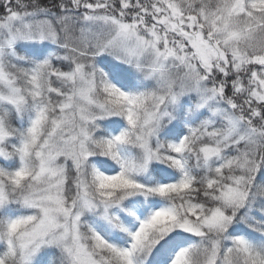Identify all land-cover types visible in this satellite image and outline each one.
Wrapping results in <instances>:
<instances>
[{"label":"snow or ice","instance_id":"obj_1","mask_svg":"<svg viewBox=\"0 0 264 264\" xmlns=\"http://www.w3.org/2000/svg\"><path fill=\"white\" fill-rule=\"evenodd\" d=\"M0 264H264V0H0Z\"/></svg>","mask_w":264,"mask_h":264}]
</instances>
